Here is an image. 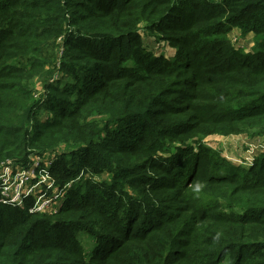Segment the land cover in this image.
<instances>
[{
	"label": "trees",
	"instance_id": "obj_1",
	"mask_svg": "<svg viewBox=\"0 0 264 264\" xmlns=\"http://www.w3.org/2000/svg\"><path fill=\"white\" fill-rule=\"evenodd\" d=\"M240 135L264 137V0H0V170L50 154L71 183L54 214L0 204V264H264V153L205 142Z\"/></svg>",
	"mask_w": 264,
	"mask_h": 264
},
{
	"label": "built area",
	"instance_id": "obj_2",
	"mask_svg": "<svg viewBox=\"0 0 264 264\" xmlns=\"http://www.w3.org/2000/svg\"><path fill=\"white\" fill-rule=\"evenodd\" d=\"M247 157L240 162L243 167H250L257 156L264 153V143L261 138L246 140ZM33 160L28 167L18 168L4 166L0 170V204L10 207L23 208L28 202L31 203L30 213L54 214L63 204L67 189L71 183L64 187L56 185L55 180L49 174L52 156L43 161L40 157ZM44 158V157H43ZM30 162V161H29ZM37 172L38 176L28 183L30 174ZM83 175L81 174L77 180Z\"/></svg>",
	"mask_w": 264,
	"mask_h": 264
},
{
	"label": "rangeland",
	"instance_id": "obj_3",
	"mask_svg": "<svg viewBox=\"0 0 264 264\" xmlns=\"http://www.w3.org/2000/svg\"><path fill=\"white\" fill-rule=\"evenodd\" d=\"M144 45L147 49L152 51L156 56L164 55L167 58L173 56L174 51L168 47L166 43H158L155 42L153 37L148 36L144 32H142ZM230 36V35H229ZM232 44L238 48L243 50L245 53H250L253 48V36L249 37V39L243 38L238 34H234V36H230ZM45 115V114H44ZM44 118V117H43ZM241 136V135H240ZM240 136H210L205 139V142L211 148L220 152V154L226 158L227 160L233 162L234 164H239L243 162L244 159L247 157L246 154V143L247 141L242 142ZM223 138H228V140H224ZM261 143H264V137H261ZM63 148V147H62ZM51 155L47 154L46 158H49ZM45 157L41 160H47ZM36 158H32L30 163L33 164V160ZM28 164V167L31 166ZM241 165V164H240ZM38 176L37 172L30 174L28 179V183H31L32 179H35ZM82 178V177H81ZM105 178V176H103ZM106 179V178H105ZM36 180V179H35ZM34 181V180H32ZM86 238H82V242L84 245L87 243L85 242Z\"/></svg>",
	"mask_w": 264,
	"mask_h": 264
},
{
	"label": "crops",
	"instance_id": "obj_4",
	"mask_svg": "<svg viewBox=\"0 0 264 264\" xmlns=\"http://www.w3.org/2000/svg\"><path fill=\"white\" fill-rule=\"evenodd\" d=\"M234 34H238V35H240V32H239V30H233V32L230 34V36L232 35V36H234ZM252 35L251 34H249V35H247V36H245V37H243V38H246V39H249V37H251ZM246 52V51H245ZM241 138H243V139H241L242 140V142H244V141H246L248 138H246L245 136H240ZM224 140H228V138L226 139V138H223ZM248 140H250V139H248Z\"/></svg>",
	"mask_w": 264,
	"mask_h": 264
}]
</instances>
